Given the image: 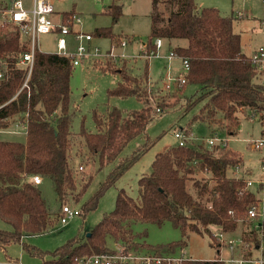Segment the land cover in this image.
<instances>
[{"label":"trees","instance_id":"1","mask_svg":"<svg viewBox=\"0 0 264 264\" xmlns=\"http://www.w3.org/2000/svg\"><path fill=\"white\" fill-rule=\"evenodd\" d=\"M107 13L117 22L122 9L113 4ZM74 14L64 13L63 23L72 27ZM235 20L234 15H222L214 7L198 6L196 0H152L143 71L134 74L126 59L120 65H96L121 76L109 96L136 97L145 106L127 113L119 108L110 109L107 114L95 110L96 132L87 129L83 116L78 133L73 132L77 113L71 97L75 67L71 58L36 51L34 67L24 87L28 71L20 59L30 50L29 40L17 26H0V130L22 124L26 133L25 142L0 141V219L10 227L0 229V248L21 243L29 253L41 258L42 264H77L79 258L102 254L114 243H122L136 253L175 256L187 246L185 237L196 233L207 234L219 256L212 260L185 257L182 264H223L215 229L224 233L240 230L243 240L258 244L259 233L246 221V215L259 201L264 186L249 188L245 174L235 176L244 161L226 142L211 148H197L188 142L157 154L151 172L138 181L139 203L119 192L114 210L104 214L89 234L77 235L54 251L32 247L24 240L26 236L51 231L61 220L70 196L76 202L81 200L93 178L92 174H85L86 165L97 163L98 169L103 168L146 131L156 116L150 103L152 96L163 113L181 101L188 85H195L198 91L185 105L186 113L201 105L192 122L226 128L232 135L237 133L246 111L259 115L264 123L261 76L252 56L243 53ZM93 35L115 38L111 27H98ZM157 39L187 41L186 46L171 50L190 65L188 72L176 77L171 91L173 102L152 95L149 61L157 52ZM182 75L184 84L180 81ZM76 138L80 146L74 151ZM136 158L137 155L133 160ZM123 172L118 169L114 177L102 183L82 205V212L96 208L100 197ZM33 175L52 182L60 204L57 210L51 208L40 187L33 183ZM167 222L181 231V240L159 245L140 241L147 231L135 230L137 225L162 226ZM145 250L148 252L142 253Z\"/></svg>","mask_w":264,"mask_h":264},{"label":"rangeland","instance_id":"2","mask_svg":"<svg viewBox=\"0 0 264 264\" xmlns=\"http://www.w3.org/2000/svg\"><path fill=\"white\" fill-rule=\"evenodd\" d=\"M263 1L196 0V3L200 7H214L222 15H234L236 17L234 29L242 35V50L250 55L256 47L264 45V26L260 24V19L264 13ZM113 4L119 5L122 9V15L117 22H114L112 16L107 13L108 8ZM53 5L57 12L55 19L58 22L61 21L60 15L62 12L77 13L81 21L73 22L72 29L76 33L93 35L94 30L98 27H111L115 35L114 39L128 41L127 45H119L113 51V54L118 58L100 57L91 62L84 61L74 67L71 78V97L72 106L77 116L74 120L73 132L78 133L80 131L83 116L86 118L87 129L96 132L93 117L95 110L100 114H107L113 108H119L126 113L141 110L145 103L136 97L109 96V90L118 85L121 76L119 73L103 71L97 66H104L106 62L120 65L122 59H126L134 74H140L143 71L145 55H143L144 52L141 49L143 43L148 41L151 32L152 0H53ZM238 14L243 15V18H238ZM67 38L71 44V49L69 47L70 52H74L78 44L72 35ZM56 39V33L41 35L39 37V48L42 52L56 53L58 51ZM114 39L94 36L90 46L98 47L101 55H105L109 52ZM162 41V46L158 48L157 55L151 56L149 61L152 95L158 96L159 99L165 97L167 101L173 102L175 99L172 97V92L166 89V85L170 83L169 78L175 79L176 76L183 74V63L180 57H171L170 50L176 46H186L187 41L184 39H162ZM196 93L197 87L188 85L181 101L174 107L166 109L163 113H157L146 131L133 139L113 162L100 169H98L97 163H90L85 166V174L93 175L92 181L79 202H76L71 196L67 202L73 209H78L81 212L82 205L96 194L102 183L114 177L118 169L124 170L100 197L96 208L88 213L82 212L66 224L58 221L55 227L45 234L26 236L24 237L25 243L43 251H54L77 235L89 234L102 220L104 214L114 210L119 192H125L139 203V179L151 172L152 163L157 154L178 145L175 131L180 128L190 130L192 139L189 142L197 148H211L213 145L209 144V140L224 139L228 148L240 153L244 161L235 173H238V175L245 174L248 179L254 181L263 178L264 149L254 147L256 140L264 138V123H262L260 116H253L249 111L244 112L240 127L237 133L233 135L229 134L226 128L209 126L199 121L192 122V118L199 112L201 105L198 104L187 113L185 112V105L189 98H192ZM150 103L154 109L155 99L153 96ZM25 140V127L22 124H17L7 130H0V141L25 142ZM75 140V144L77 141L80 142L77 138ZM79 146L80 143H77L74 151ZM136 155V160H133ZM77 163L78 160L76 159L75 164L77 165ZM39 187L51 208L57 210L60 204L52 182L45 179ZM9 228L0 219V229ZM144 229H146L147 235L141 238L140 241L151 245L182 239L181 231L170 222L162 226L137 225L135 227L137 231ZM214 232L221 234L219 229H215ZM222 235L226 239L235 241L234 257L241 258L242 240L240 230L234 233L222 232ZM185 240L187 246L183 251H177L175 255L182 253L187 258L199 260H212L219 256L217 253L218 248L212 245V240L207 234L191 233L185 237ZM5 250L7 251L4 252L0 249V264H42L43 262L41 258L24 249L21 243L11 244ZM251 251L253 258L258 257L256 248H252ZM147 252L145 250L142 253ZM221 255L222 259L227 261L231 259L233 253L228 248H223Z\"/></svg>","mask_w":264,"mask_h":264},{"label":"built area","instance_id":"3","mask_svg":"<svg viewBox=\"0 0 264 264\" xmlns=\"http://www.w3.org/2000/svg\"><path fill=\"white\" fill-rule=\"evenodd\" d=\"M54 7L51 0H31L30 5H27L25 0H0V26H17L20 28L22 34L27 36L30 43V50L23 55L20 59V64L25 66L28 71L27 79L24 83V87L27 86V82L31 76L36 51H41L39 48V37L43 34L56 33V46L57 54L68 56L71 58L74 66L80 65L84 61H94L100 57H117L113 54V51L119 45L125 46L128 41L124 39H114L111 44L109 52L105 55H101L98 47L90 46L93 36L91 34L77 33L74 35L78 45L74 52H70L68 36L71 34V27L63 23V18L60 23L55 22L53 19ZM73 22L80 21V17L76 14L72 17ZM264 22V18H263ZM157 52L158 48L162 46V40L157 39L155 41ZM145 52V50H144ZM153 55V56H155ZM176 56L171 51V57ZM118 58V57H117ZM183 63V73H186L190 69V65L187 59L181 58ZM252 61L259 74L261 76V82L264 87V46L259 48L253 55ZM0 77H3V73H0ZM170 83H167L166 89L172 91L177 79L169 78ZM181 84L186 82L185 76H181ZM154 110L157 113H162L161 109L155 104ZM175 138L178 140L179 146H185L191 139L192 135L186 129L180 128L175 131ZM225 144L224 139H211L210 145ZM255 148L264 149V138L256 140L254 142ZM82 170V167H81ZM238 177V173H235ZM33 183L37 186L42 184V177L40 175H33L31 177ZM264 186V177L258 181L252 179L247 180V186L249 188L255 185ZM230 214H233L230 212ZM80 215L78 209H73L71 206L64 205L62 210V217L60 222L66 224L70 219ZM246 221L251 225L252 229L259 233L258 244L254 241L242 240V255L241 258L234 257L235 241L233 239H226L218 232H214V237L218 243L220 259L223 264H264V191L261 194L259 201L252 205L246 215ZM228 248L232 253V257L229 260L222 259V249ZM252 248H256L258 251V257L253 258ZM185 256H153L149 254L136 253L128 249L122 243H114L109 250L102 254L95 256H85L77 260V264H182Z\"/></svg>","mask_w":264,"mask_h":264},{"label":"crops","instance_id":"4","mask_svg":"<svg viewBox=\"0 0 264 264\" xmlns=\"http://www.w3.org/2000/svg\"><path fill=\"white\" fill-rule=\"evenodd\" d=\"M25 2H26V4L27 5H30V3H31V0H25ZM51 2H52V4H53V0H51ZM264 2V1H263ZM53 7H54V5H53ZM106 12V11H105ZM64 13H66V12H62V14L60 15L61 16V21H62V18H63V15H64ZM76 13V12H75ZM55 14H57V12L55 11V8H54V14H53V19L55 20V22H57V23H60V22H58L56 19H55ZM76 15H77V13H76ZM78 16V15H77ZM79 17V16H78ZM237 17L238 18H243V15H241V14H238L237 15ZM263 18H264V13H263V16L261 17V19H260V24H261V26H264V22H263ZM256 19V18H255ZM80 21H81V19H80ZM79 21V22H80ZM80 33V32H79ZM75 34H77L76 32H74L73 31V29H72V27H71V34L70 35H72L73 37H74V35ZM85 34H88V33H85ZM240 34V33H239ZM69 35V36H70ZM92 35V34H91ZM241 35V34H240ZM93 36V35H92ZM75 38V37H74ZM241 38H242V35H241ZM93 39H94V36H93ZM76 41V40H75ZM69 42V41H68ZM77 42V41H76ZM163 42V41H162ZM78 44V43H77ZM71 46V44L69 43V47ZM144 43H143V48L141 49L143 52H144V50H145V48H144ZM264 45H260V46H258V47H256L253 51H252V53L250 54V55H247L244 51H243V53H245L247 56H252L259 48H261V47H263ZM70 49H71V47H70ZM170 52H171V50H170ZM178 76H180V75H178ZM177 77V76H176ZM197 91H198V88H197ZM253 180V179H252ZM255 186H257V185H255ZM254 186V187H255ZM1 250H3L4 252H6L7 250H5L4 248H0Z\"/></svg>","mask_w":264,"mask_h":264}]
</instances>
